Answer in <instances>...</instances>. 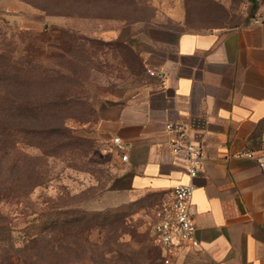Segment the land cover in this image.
<instances>
[{
	"label": "rangeland",
	"instance_id": "374dc122",
	"mask_svg": "<svg viewBox=\"0 0 264 264\" xmlns=\"http://www.w3.org/2000/svg\"><path fill=\"white\" fill-rule=\"evenodd\" d=\"M33 2L46 11L18 0H0V54L42 61L51 72L55 69L51 57L60 50L61 31L77 40L74 56L61 49L65 56L61 82H49L45 87L51 93L77 95L71 109L67 105L63 109L71 115L66 125L74 130L76 140L62 139L67 149L44 158L47 179L30 189L33 163L41 155L25 140L17 139L10 158L15 163V181L0 178V190L23 191L26 196H1L0 264H173L171 255L168 263L163 261L168 255L157 256L158 244L151 231L161 200L153 192L125 195L127 178L97 126V106L129 98L144 86L141 45L149 25L222 30L237 27L255 17L250 1L100 0L87 6L82 0L81 5L71 0ZM27 35L32 36L30 41L19 37ZM12 70L16 74V69ZM70 143L79 150L71 153ZM2 169L4 166H0ZM52 203L81 212L69 222H81L84 227L94 224L89 232L71 229L88 243L64 242L61 260L48 254L45 243L36 246L33 242L45 222L38 213ZM66 225L64 232L69 230ZM147 254L155 257L147 259ZM181 264L216 263L188 253Z\"/></svg>",
	"mask_w": 264,
	"mask_h": 264
},
{
	"label": "crops",
	"instance_id": "0c3cea01",
	"mask_svg": "<svg viewBox=\"0 0 264 264\" xmlns=\"http://www.w3.org/2000/svg\"><path fill=\"white\" fill-rule=\"evenodd\" d=\"M262 13L257 0L254 15ZM141 59L163 77L146 72L131 97L97 106V126L127 178L125 195L153 192L161 204L174 185L190 182L198 244L175 245L171 262L195 253L216 264H264V168L256 161L264 155V21L224 30L152 24ZM167 122L182 124L200 148L191 180ZM112 136L127 144L125 160Z\"/></svg>",
	"mask_w": 264,
	"mask_h": 264
},
{
	"label": "trees",
	"instance_id": "16d2710c",
	"mask_svg": "<svg viewBox=\"0 0 264 264\" xmlns=\"http://www.w3.org/2000/svg\"><path fill=\"white\" fill-rule=\"evenodd\" d=\"M18 1L40 11H46L45 8L38 6L33 0ZM71 1H78L76 5H81L79 3L81 0ZM82 1L87 6L94 2L97 5L100 0ZM249 1L251 3V13L254 15L257 0ZM67 6L70 7V5ZM61 32L58 37L61 40V44L58 46L60 50L51 57L55 66V69L51 72L44 66L45 63L42 61H34L22 55L13 59L10 55L0 54V166H4V169L0 170V178H3L6 182L8 180L11 182L15 181L13 178L15 163L11 159L17 139L21 138V140H25L26 145L36 148L41 155L36 156L35 163H33L30 189L42 185L47 179L44 158L56 156L67 149V143L62 141V139H71L73 142L76 140L72 134L74 130L66 125V119L71 115H67L66 112L63 113V109L66 105L71 109L72 104L78 100L77 95L65 96L57 91L51 93L45 89L49 82L53 85L61 82L63 79L61 75H64L63 69H65V56L63 53L74 56L75 48L77 47V40L73 39L74 37H70L63 31ZM19 37L22 41L25 39L30 41L32 39L31 35ZM140 66L145 76L146 67L142 59H140ZM13 68L16 69V74L13 72ZM67 113L69 112L67 111ZM72 116L74 119L77 118L74 114ZM72 145L74 144L70 143L69 146ZM75 150L78 151L79 148L74 149V146H72L70 149L71 153H74ZM21 195L26 196V193L14 189L13 192L11 189L0 190V199L1 196L15 197ZM65 206V204L52 203L45 210L41 209L39 213L37 211L31 212H37L39 216L45 218L44 227L38 231L37 237L33 238L34 245L38 246L39 242L45 243L47 249H49L48 254L53 257L56 255L59 260L62 259L60 252L64 249V242H70L71 244L74 242L75 245L80 242L88 243L86 239L81 241L77 234L75 236L71 232V229H76V231L85 229L89 232L94 225L90 224V226L84 227L81 222H69V218L74 216V219H76L78 213L81 212L65 209ZM67 222L71 223V226ZM66 224L69 226V230L64 232L63 229ZM103 224L104 221L99 226L102 228ZM157 246V256L163 257L162 248L159 244ZM146 257L147 259H153L155 256L147 254Z\"/></svg>",
	"mask_w": 264,
	"mask_h": 264
},
{
	"label": "built area",
	"instance_id": "2783aa9c",
	"mask_svg": "<svg viewBox=\"0 0 264 264\" xmlns=\"http://www.w3.org/2000/svg\"><path fill=\"white\" fill-rule=\"evenodd\" d=\"M254 21H264V13L255 15ZM146 72L159 79L162 73L147 68ZM165 129L172 132L169 138L171 149L174 153L183 152L185 156V173L189 179H193L199 171L201 162V152L199 146L191 141L185 132V128L180 123L167 122ZM110 143L120 153V159H126L127 144L119 137L112 136ZM242 155L254 157L251 150H245ZM258 165L264 168V155L256 158ZM193 184L190 182L178 183L171 189L170 197L164 200L158 207L155 219L151 225V231L160 245L164 255V262H169L171 248L175 245L196 246L198 240L195 237V223L191 214V198Z\"/></svg>",
	"mask_w": 264,
	"mask_h": 264
}]
</instances>
